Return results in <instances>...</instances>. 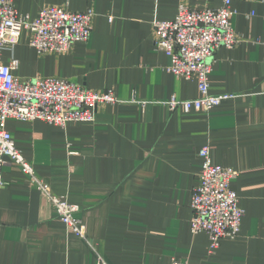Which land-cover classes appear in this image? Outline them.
Segmentation results:
<instances>
[{"label": "crops", "instance_id": "obj_1", "mask_svg": "<svg viewBox=\"0 0 264 264\" xmlns=\"http://www.w3.org/2000/svg\"><path fill=\"white\" fill-rule=\"evenodd\" d=\"M18 14L43 7L94 15L86 42L64 54H38L23 32L1 62L15 75L53 77L90 91H112L91 123L64 128L9 120L6 130L37 178L77 205L88 246L71 235L27 176L8 159L1 168L0 264H264V0H232L239 39L219 48L209 75L211 95H233L208 112L165 104L198 97L194 80L167 72L154 47L155 21L178 5L218 8L222 0H12ZM207 147L213 165L231 168V189L244 211L236 239L210 251L207 235L190 233V198Z\"/></svg>", "mask_w": 264, "mask_h": 264}, {"label": "built area", "instance_id": "obj_2", "mask_svg": "<svg viewBox=\"0 0 264 264\" xmlns=\"http://www.w3.org/2000/svg\"><path fill=\"white\" fill-rule=\"evenodd\" d=\"M231 2L222 0L218 8L202 10L179 4L172 20L153 23L154 47L167 57V72L178 79L194 80L198 91V97L192 100L171 98L164 104L168 109L208 112L233 98V95L209 93L215 51L222 47L232 49L239 43L231 26ZM93 18L89 10L73 13L47 6L40 9L36 18L28 19L18 14L12 0H0V190L2 163L8 158L28 177L67 231L88 246L84 226L76 217L79 207L55 196L49 184L36 177L15 147L6 123L9 120L40 121L59 128L71 123H91L97 106L116 105L117 98L110 90L97 93L59 78L34 76L21 79L15 75L18 62L11 59L3 64L1 54L3 50L13 48L23 32L30 35L29 46L38 54H64L73 44L88 40ZM198 158L202 170L190 198L189 228L193 235H207L212 253L222 239L237 238L244 211L239 208L237 196L230 187L236 172L213 165L207 147L198 151ZM95 259L96 264H106L97 254ZM171 264L186 263L174 260Z\"/></svg>", "mask_w": 264, "mask_h": 264}]
</instances>
